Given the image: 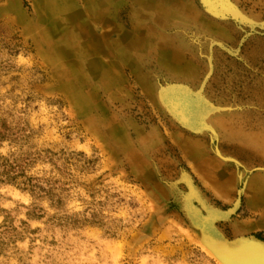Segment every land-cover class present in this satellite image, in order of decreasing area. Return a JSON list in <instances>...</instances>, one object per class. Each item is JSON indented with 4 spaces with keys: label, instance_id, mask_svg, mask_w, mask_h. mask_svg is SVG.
Segmentation results:
<instances>
[{
    "label": "rangeland",
    "instance_id": "1",
    "mask_svg": "<svg viewBox=\"0 0 264 264\" xmlns=\"http://www.w3.org/2000/svg\"><path fill=\"white\" fill-rule=\"evenodd\" d=\"M171 1L200 21L162 13ZM181 1L0 0V264H219L202 225L264 242L252 227L264 208V13L230 0L247 25ZM150 41L164 67L176 50L185 74L163 69ZM169 87L201 99L192 125L171 114Z\"/></svg>",
    "mask_w": 264,
    "mask_h": 264
},
{
    "label": "bare ground",
    "instance_id": "2",
    "mask_svg": "<svg viewBox=\"0 0 264 264\" xmlns=\"http://www.w3.org/2000/svg\"><path fill=\"white\" fill-rule=\"evenodd\" d=\"M140 1V0H139ZM148 1V0H147ZM150 1V0H149ZM204 4L207 7V10L210 13H221V15H224V13H229L231 14L235 19H238L240 22L246 23L247 25L249 24H254L253 20L243 14H241L239 11L237 12L233 6L229 3L230 0H202ZM157 2V1H156ZM202 2V3H203ZM151 3V2H150ZM149 3V4H150ZM154 3V2H153ZM152 4V3H151ZM157 5H159L157 3ZM166 5V4H165ZM152 8V7H151ZM160 8V7H159ZM163 9V8H162ZM190 10V9H189ZM218 16V15H216ZM200 18V17H197ZM143 19V18H142ZM145 23V22H144ZM256 24V23H255ZM257 24H260L257 23ZM262 25V24H261ZM210 28V27H209ZM215 30V29H214ZM146 40V39H145ZM137 41L136 37L133 38H128L126 40V52L129 51L130 57L132 56H137L140 53L139 50V42ZM148 44V43H147ZM149 46V45H148ZM166 47V46H165ZM152 48V47H151ZM147 49V48H145ZM149 49V48H148ZM172 50V49H171ZM228 51V50H227ZM210 54V53H209ZM140 55V54H139ZM182 57V56H181ZM166 61V60H165ZM181 59L178 55V52L175 50L173 52H170V55L168 57V60L165 63V66L168 68V70L175 71V72H182L183 74L186 70H182L181 68ZM185 65V64H184ZM187 66V64H186ZM189 67V66H188ZM188 69V68H187ZM182 74V75H183ZM187 74V72H186ZM183 86V85H182ZM168 90H165V95H163L165 102L167 104L168 109L170 110L171 114L181 123L186 124L187 126H190L193 124V119H197V114H201L203 110L205 109L201 102V99L199 98L198 95H193L190 96V94L187 92L185 89H180V90H174L172 87L167 88ZM163 92V91H161ZM161 94V93H159ZM197 94V93H196ZM160 97V96H159ZM161 101V100H160ZM164 102V103H165ZM163 103V102H162ZM205 104V103H204ZM263 104V103H262ZM207 107V106H206ZM219 109V108H218ZM217 112V111H216ZM203 115V114H201ZM212 115V114H210ZM209 115V116H210ZM202 117V116H200ZM208 116L206 117L207 120ZM205 120V119H204ZM198 121V120H197ZM208 121V120H207ZM227 122V121H226ZM207 124V123H206ZM209 124V123H208ZM207 124V125H208ZM217 124V123H216ZM222 124V123H221ZM210 125V124H209ZM201 126V125H200ZM211 126V125H210ZM193 127V126H192ZM213 127V126H211ZM235 133V132H234ZM240 134V133H239ZM216 135V134H215ZM243 135V134H242ZM187 136V135H186ZM249 136V135H248ZM252 138V137H251ZM186 139V138H185ZM184 139V140H185ZM252 140V139H251ZM194 141V140H193ZM185 142V141H184ZM196 142V141H195ZM198 142V140H197ZM250 142V141H249ZM193 143V142H192ZM199 143V142H198ZM188 144V143H187ZM191 144V143H190ZM184 145V144H183ZM257 145V144H256ZM260 145V144H259ZM190 146V145H189ZM195 145H191L190 149L195 153ZM198 147V146H197ZM259 147V146H258ZM260 148V147H259ZM264 148V147H263ZM203 149V148H202ZM252 149V148H251ZM189 150V148H188ZM196 154V153H195ZM193 155V154H192ZM195 157V155H194ZM196 158V157H195ZM201 159V157H200ZM198 160V159H197ZM264 160V159H263ZM199 161V160H198ZM211 163V162H210ZM212 165V164H211ZM228 173V172H227ZM229 174V173H228ZM213 177V176H212ZM211 178V177H210ZM214 178V177H213ZM256 178V177H254ZM218 179V178H217ZM213 180V179H212ZM220 181V180H219ZM217 182V181H216ZM257 182V180H256ZM262 182V183H261ZM264 180L262 179L261 181L257 182V187H256V193L261 197L263 200L264 204ZM261 184V186H260ZM253 186V185H252ZM256 186V185H254ZM254 199V198H253ZM256 201V200H255ZM256 203V202H255ZM260 209V208H259ZM207 210V209H206ZM205 218V217H204ZM207 219V218H206ZM209 219V218H208ZM211 219V218H210ZM202 221V220H201ZM212 229V228H211ZM209 230V229H208ZM215 236V235H214ZM216 237V236H215ZM235 238V237H234ZM237 238V237H236ZM202 248L203 250L212 258H214L219 264H226L224 260L221 257L216 250L213 248L209 247L204 241H202ZM236 245V246H235ZM263 245V244H262ZM249 252H244L239 250L238 243H235L234 245H227L225 243L221 244L222 248V253L223 255H226L228 257H234L238 260H243V258L250 259L252 264H263L264 263V247H261L260 244H258L256 241H251L249 245ZM247 254V255H246Z\"/></svg>",
    "mask_w": 264,
    "mask_h": 264
},
{
    "label": "crops",
    "instance_id": "3",
    "mask_svg": "<svg viewBox=\"0 0 264 264\" xmlns=\"http://www.w3.org/2000/svg\"><path fill=\"white\" fill-rule=\"evenodd\" d=\"M181 1V0H180ZM181 2H183V0L181 1ZM255 2L256 3H254V8H255V11L254 12H252L251 13V16L252 17H256V20H258V21H262L263 19H262V16H261V14L262 13H264V7H262V5L260 4H258L257 2H262V0H255ZM264 2V1H263ZM264 6V5H263ZM193 8V11H192V8ZM150 8V7H149ZM164 9H162V10H166V12H162V13H169V14H173V15H177L178 14V11L179 10H181V8H185V10H186V13H187V15H191L192 17L194 16V17H196V11H195V8L192 6V5H189V4H186V5H184V3L182 4V3H178V4H174V3H172V1H171V5H166V6H164L163 7ZM191 8V9H190ZM256 8H259L260 10H258V11H256ZM153 9V11L154 12H156L157 13V10L155 9V8H152ZM190 9V10H189ZM191 12V13H190ZM254 13V14H253ZM157 14H161V13H157ZM198 16H200V15H198L197 14V17ZM196 17V19H198ZM198 21H200V19H198ZM206 25H207V29H210L211 28V30H214V25L213 24H211L209 21H207L206 22ZM208 25H209V27L210 28H208ZM151 43H152V45L154 46V47H152L151 49L152 50H150V49H148V51L149 52H152L153 54H154V57H155V61H157V63L163 68V69H165V70H167L168 72H170V74L172 75V76H174V77H179V76H176V75H173V73H171V71H169L166 67H164L161 63H160V61L159 60H157V55H156V52H157V50H156V41H150ZM171 42V45L172 46H176L177 48L179 47V45H177L174 41H170ZM150 44V43H149ZM154 50V51H153ZM179 50H181L180 48H179ZM182 52V51H181ZM169 55H170V53H166L165 55H164V59H163V61H164V64L166 63V61L168 60V57H169ZM166 60V61H165ZM185 74V73H184ZM191 76V75H190ZM182 77H184V76H182ZM257 100L258 101H260V103H264V97L263 96H261V97H257ZM264 107V105H260V107ZM260 119H262V118H260ZM217 125H219V126H222V124H217ZM257 125H262V124H260V123H258ZM240 133V134H239ZM239 133H238V136H239V140L240 141H244V137H247L246 135H247V133H244V132H242L240 129H239ZM258 134H255V136L257 137L259 134V136H261L262 134V130H260L259 132H257ZM243 134V135H242ZM262 137V136H261ZM260 140V139H259ZM260 141H263L262 139L260 140ZM261 150V149H260ZM257 178L259 179V180H262V177L260 176V175H257ZM257 178H256V180H257ZM258 180V181H259ZM257 181V182H258ZM262 183V182H261ZM264 184V183H263ZM260 186H261V184H260ZM254 194V193H253ZM251 206V205H250ZM256 206L258 207V220H256L255 221V223L253 224V226L252 227H263L264 226V220H263V218H262V214H264V208H263V205L260 203V204H256ZM247 227H249V226H247ZM249 228H251V227H249Z\"/></svg>",
    "mask_w": 264,
    "mask_h": 264
},
{
    "label": "water",
    "instance_id": "4",
    "mask_svg": "<svg viewBox=\"0 0 264 264\" xmlns=\"http://www.w3.org/2000/svg\"><path fill=\"white\" fill-rule=\"evenodd\" d=\"M201 232H202L204 243H206L209 247H211L214 250H216V252L221 257H223L222 259L224 260V262H226V264H252L253 261H251L250 259L249 260L246 259L247 257L243 258V260H238V259H236L234 257L231 258V257H228L226 255H223V253L221 252L222 248L220 247L222 243H225V244L230 245V246L234 245L235 243H238V247L237 248L239 250H241V251H244V252H246V251L249 252L250 251V249H249L250 246L249 245H250L252 240L256 241L258 244H260L261 247H264V242H262L260 240H257L255 238H252V237H249V238L237 237V238L229 240V239H226V238L222 237L221 235L217 234L214 231L212 232V231L208 230V228L206 226L203 227V225L201 227Z\"/></svg>",
    "mask_w": 264,
    "mask_h": 264
},
{
    "label": "clouds",
    "instance_id": "5",
    "mask_svg": "<svg viewBox=\"0 0 264 264\" xmlns=\"http://www.w3.org/2000/svg\"><path fill=\"white\" fill-rule=\"evenodd\" d=\"M6 147L5 148H0V155H6ZM50 166L48 164H43V165H37V169L36 171L39 172L41 168L45 169V171L43 172H40V175L44 177L45 181L49 178V176H55L56 173L53 171L51 173H49L47 171V169L49 168ZM69 171H71V169H69ZM33 173H29V175H32ZM47 187L49 188H52L53 185L52 184H47ZM58 187V186H57ZM7 193V189L5 188H0V195H5ZM83 195V193H81ZM85 200H87V196L84 197ZM24 203H27V201H25ZM9 205L8 204H0V207H4V208H7ZM14 206V205H13ZM44 207H47V205H43ZM3 217H0V220H2ZM22 247V246H21ZM12 252H15V248L11 249L10 252H9V255H11ZM18 255H24L23 252L21 253H17ZM3 257H0V260H2ZM11 264H16V260L13 259Z\"/></svg>",
    "mask_w": 264,
    "mask_h": 264
}]
</instances>
